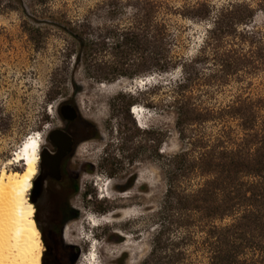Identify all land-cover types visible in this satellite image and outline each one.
<instances>
[{
  "label": "rangeland",
  "instance_id": "374dc122",
  "mask_svg": "<svg viewBox=\"0 0 264 264\" xmlns=\"http://www.w3.org/2000/svg\"><path fill=\"white\" fill-rule=\"evenodd\" d=\"M229 4L250 5L254 19L243 27L264 28V0H0V176L25 169L16 152L33 134L42 141L40 156L56 151L55 129L76 141L67 166L79 190L69 187V176H51L40 159L29 191L43 229L42 259L50 262L64 244L73 247L67 254L76 255L74 264H91L96 245L95 264H144L166 193L161 155L184 146L176 112L166 106L184 72L180 62L161 72L138 56L144 72L130 76L133 61L112 50L114 34L152 10L168 29L153 46L175 62L193 59ZM208 8L211 15L201 17ZM101 73L107 78H97ZM240 94L264 95V79L242 74L214 98L224 103ZM65 104L76 108V120L63 117ZM134 106L145 113L143 124ZM88 129L95 135L83 138Z\"/></svg>",
  "mask_w": 264,
  "mask_h": 264
},
{
  "label": "trees",
  "instance_id": "16d2710c",
  "mask_svg": "<svg viewBox=\"0 0 264 264\" xmlns=\"http://www.w3.org/2000/svg\"><path fill=\"white\" fill-rule=\"evenodd\" d=\"M253 12L246 4L223 7L198 55L177 62L152 44L168 30L152 10L137 13L114 34L112 50L133 61L130 76L144 72L134 60L138 56L161 72L180 62L184 72L166 105L176 112L184 146L161 155L166 193L144 264H264V95L240 94L224 103L214 98L242 74L264 79V28L243 27ZM210 15L209 8L200 14ZM64 175L77 192L73 174L66 169ZM63 246L43 264H74L76 255L67 254L73 247Z\"/></svg>",
  "mask_w": 264,
  "mask_h": 264
},
{
  "label": "bare ground",
  "instance_id": "6f19581e",
  "mask_svg": "<svg viewBox=\"0 0 264 264\" xmlns=\"http://www.w3.org/2000/svg\"><path fill=\"white\" fill-rule=\"evenodd\" d=\"M132 114L140 124L144 123L146 115L139 107L134 106ZM41 146L39 133L29 136L16 152V159L26 160L25 169L22 172L4 170L0 176V264H43L42 234L35 217L36 207L29 199L38 174ZM91 223L96 225L97 220L91 219ZM72 227L69 225L66 231L71 232ZM91 252L90 262L95 264L99 258L96 245Z\"/></svg>",
  "mask_w": 264,
  "mask_h": 264
},
{
  "label": "water",
  "instance_id": "95a60500",
  "mask_svg": "<svg viewBox=\"0 0 264 264\" xmlns=\"http://www.w3.org/2000/svg\"><path fill=\"white\" fill-rule=\"evenodd\" d=\"M148 80V79H146ZM61 114L66 120L74 121L78 117V112L71 104L61 106ZM50 138L56 146V151L51 152L45 148L41 154L42 168H47L49 174L55 179L62 177L61 165L64 159L74 150L76 141L74 137L64 129H55L50 133ZM35 186L37 184L35 183ZM43 190V184H40V193Z\"/></svg>",
  "mask_w": 264,
  "mask_h": 264
},
{
  "label": "flooded vegetation",
  "instance_id": "af4514ba",
  "mask_svg": "<svg viewBox=\"0 0 264 264\" xmlns=\"http://www.w3.org/2000/svg\"><path fill=\"white\" fill-rule=\"evenodd\" d=\"M94 135H95V132L93 131V129H88V131L86 132V134L83 135L82 137L83 138H89V137H93ZM73 152H74V150L62 162V165H61L62 174H64V171L66 169H67V171H69V173H71L70 167L67 166V162L70 160V156L72 155Z\"/></svg>",
  "mask_w": 264,
  "mask_h": 264
}]
</instances>
